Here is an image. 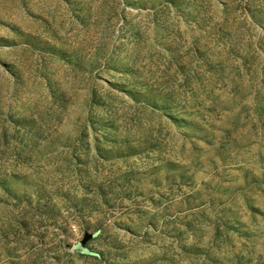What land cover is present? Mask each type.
<instances>
[{
  "label": "rangeland",
  "instance_id": "374dc122",
  "mask_svg": "<svg viewBox=\"0 0 264 264\" xmlns=\"http://www.w3.org/2000/svg\"><path fill=\"white\" fill-rule=\"evenodd\" d=\"M0 264H264V0H0Z\"/></svg>",
  "mask_w": 264,
  "mask_h": 264
},
{
  "label": "water",
  "instance_id": "95a60500",
  "mask_svg": "<svg viewBox=\"0 0 264 264\" xmlns=\"http://www.w3.org/2000/svg\"><path fill=\"white\" fill-rule=\"evenodd\" d=\"M89 237L85 236L81 241H79L74 247L73 250L82 254H86L88 251L85 248V244L88 241Z\"/></svg>",
  "mask_w": 264,
  "mask_h": 264
}]
</instances>
